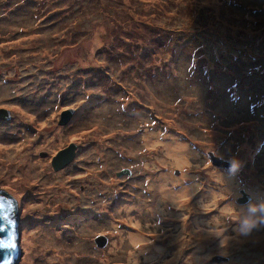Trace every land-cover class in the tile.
<instances>
[{
    "label": "rangeland",
    "instance_id": "obj_1",
    "mask_svg": "<svg viewBox=\"0 0 264 264\" xmlns=\"http://www.w3.org/2000/svg\"><path fill=\"white\" fill-rule=\"evenodd\" d=\"M249 42L264 44V0H0V146L26 156L1 160L13 170L37 165L23 185L19 170L0 164V192L18 213L16 264H59L49 248L23 245L33 233L53 243L60 234L57 247L74 264H106L93 261L103 253L125 264L132 228L157 235L141 243L165 245L163 257L129 264H264V225L250 237L263 239L257 246L235 237L236 207L264 199V57L254 68L243 61L257 56ZM147 133L158 142L145 144ZM172 140L188 144L186 165L159 161ZM233 158L235 172L224 166ZM91 169L109 186L89 184ZM165 172L176 179L170 190L190 191L152 219L149 185ZM61 179L66 192L54 199ZM176 240L189 244L175 248ZM254 247L263 248L258 259L234 257Z\"/></svg>",
    "mask_w": 264,
    "mask_h": 264
},
{
    "label": "bare ground",
    "instance_id": "obj_2",
    "mask_svg": "<svg viewBox=\"0 0 264 264\" xmlns=\"http://www.w3.org/2000/svg\"><path fill=\"white\" fill-rule=\"evenodd\" d=\"M93 41H99V40H93ZM70 65H73V63H70ZM88 92L92 93L90 91H88ZM52 130L56 131V128H54ZM53 134L54 133L52 131V132H49V133H43L42 136H43V139L46 140L47 138L52 137ZM157 136H158L157 133L156 134L147 133L144 136L146 138V140H147V142H145V144H148V142L152 143V144L155 143V142H158L157 141L158 140ZM60 137H59V139H60ZM187 145L188 144L185 141H177V140H172V141L166 143L165 144L166 147L163 148L164 155H161V157H159L161 159L159 161L162 162V163H167V164L171 163V164H177V165H181V166L186 165L187 162H188V159H189V155L192 154L189 151V149L187 148ZM128 151H132V150H128ZM10 155L11 154L9 152H7V148L5 149L2 146H0V164H2L3 166H4V164H3L4 160H1V158L5 157V156H7L8 158H13V159H17L18 158V159H21V160H24L26 158V156L24 157V155L20 156L18 154H14V156H11V157H10ZM153 163L155 165H158L159 162L157 160V162L153 161ZM37 164L40 167H42V165H43L42 163L41 164L37 163ZM15 165H16V163L15 164L13 163L12 166L10 165V167L9 166H4V167L10 168L9 172L19 170L21 172V175H23L21 184L24 185V184L28 183L27 181H29L32 178V171L37 168V165L36 166L35 165L34 166H30V168L27 171H26L25 167H23V166H17V169L13 170V167ZM97 167H100V165L99 166H94L93 165L94 169H97ZM92 170L93 169H91L90 172H92ZM100 173H101L100 170L96 171V172H92V174L88 175V177L92 178L93 180L89 181V182L87 181V182L89 184H92L94 182H98L99 184H102L103 186H109L107 183L99 182V181L96 180L97 178H99L98 175ZM35 175L38 176L39 173H37ZM24 176L25 177H29V178H27V181H25ZM218 176L223 178V180L226 183V186H228V189H231V187H233V185L235 186L236 183H234V180H231V178L229 176H227V175L226 176L225 175H218ZM183 178H184V175L181 176V179H183ZM251 178L253 179V176ZM62 181L63 180L61 179L59 181V183H58V181L55 182V183H58V186L55 187L56 190H57L56 191L57 194L54 197V199H61L62 200V197H64V196L60 195L62 192H66V190L63 189L60 186ZM175 181H176V179L173 177L172 173L165 172L164 175H159L157 182H155V184H156L155 186H152V184L149 185L150 188H152L154 190V192L156 193L155 195L152 194V196L150 197L151 201L148 202L149 203L148 205L151 208V209H149V210H151L149 216L152 219H161L164 215L171 214V212H173V210H174V209L170 208V204H173L172 201L176 200V199H179L180 196H183L186 193V190L190 191V189H188V188H186V189L183 188V189H181V191L170 190L171 188L167 187L168 186L167 182L173 183ZM252 184L254 185V183H252ZM113 186H115V185H113ZM221 194H225V191L219 190L217 192H212L211 194H209V199H211L214 202H217L216 198L219 195H221ZM230 206H231V204L228 203L227 205L223 206V210H225V211L229 210L231 208ZM88 208H91V206H88ZM223 210L220 213L221 214L220 218H226V213ZM126 215H127V217H129V215H130L129 211L126 213ZM220 218H219V216L216 217V219H213V222L217 221L219 223L218 219H220ZM125 220H128V219L125 218ZM114 229H117V231H118V228H116L115 226H114ZM132 230H135V229L132 228L130 233L126 234V236H127L126 239L128 240V242H130V244L128 243L127 252L126 253L123 252L124 259H125V261L127 260V262H125V264H129L131 261L137 260L138 257L139 258L143 257V259H145V260H151L153 258H158V256L159 257H161V256L163 257L162 252H163V248H164L165 244L160 243L161 245H157L156 241L147 242V243L146 242L141 243V242H143L144 238H146V239L147 238H156L157 235L156 236L153 235L151 237H149V236L144 237V235H142V233H140L138 231L135 232V231H132ZM59 235L56 234L53 237L54 239H56V240H53V241H56L55 243H53V242H51L52 239H50L51 237L49 236L48 233L40 234L39 235L40 240L33 233V234L28 235L27 238L23 236L24 237L22 239L23 240V245L28 248V247H33V245H35L36 243H39V246L37 245L36 248H38V247H40V248L41 247L49 248L48 251L51 252L52 254H54L53 258L57 259V261H58L57 263H59V264H74V263L70 262L71 260H70L69 255L67 254L68 251L65 250V247L64 248L63 247H59V248L57 247V246H59V244L57 243L58 240H59V238H58ZM121 235L122 234L119 233V231H118L113 236L114 237H120L119 241L122 242L124 238H122ZM239 235H241V234L237 233L235 237H237ZM253 235H255V234L251 233L248 236L241 235L242 236L241 238L250 240V237H254ZM203 236H204V233H201L200 237H203ZM259 241H263V239H260V237H257V238L255 237V238L252 239L251 243L254 244L253 246H257L258 245L257 242H259ZM176 242H177V244L175 243V245H174L175 248H177L178 246H180L182 244H184V245L189 244V242H187V241H182L181 242V240H176ZM200 243H197L198 248H203V246ZM237 244H239V246H242V244H240V243H237ZM136 245H139V247H136ZM136 248H137V251H138L139 254L134 255ZM33 249H34V247H33ZM226 249L233 250V249L230 248V246H227ZM234 250H236V249L234 248ZM261 250H263V248L254 247V248L249 249L248 251H246V252H250V253H248V255H245V252L243 250L236 251V252H233V253H235L234 257H236V258L239 257L240 261H242V262L243 261L250 262V261L258 259V253H260ZM213 251H214L213 249H209L208 252H213ZM108 255H110V253L99 254V255L96 256V258L93 261L101 262L103 260V261L106 262V264H110L111 261L109 259H107V257H109ZM253 255H255V256H253ZM112 256H117L119 258L122 257V256H120V255H118L116 253H113ZM175 256H178V253L175 254ZM175 256H173V258H175ZM30 259H28L26 264H30L29 263ZM49 259L52 260V258H49ZM44 260L47 261L48 259L44 258ZM173 262L174 261H169V262H166L164 264H173Z\"/></svg>",
    "mask_w": 264,
    "mask_h": 264
},
{
    "label": "water",
    "instance_id": "obj_3",
    "mask_svg": "<svg viewBox=\"0 0 264 264\" xmlns=\"http://www.w3.org/2000/svg\"><path fill=\"white\" fill-rule=\"evenodd\" d=\"M0 110L4 111V109H0ZM73 147H74V145H71V148H69V149L64 148V149L60 150V152L58 153V156L60 154H65V151L68 152L69 150H71L73 152V149H72ZM72 152H70L71 153L70 156L72 155ZM209 156L211 158H213L210 153H209ZM72 157H73V155H72ZM68 160L69 159L67 158V160L64 163H67ZM57 164H58L57 159H54L53 160V165H52V166H54V169H57L56 166H55ZM224 166H229V163L225 164ZM121 173L129 174L130 171L128 169H125L122 172H120V174ZM9 201H11V206L10 207L8 206V202ZM0 202H2L3 205L6 207L7 214L9 216L10 215L9 212L11 211V213H12V210L14 211V208H15V204L11 200V197L6 195V194L0 193ZM0 214H2V212H0ZM0 223L5 225V232L0 233V241L8 243V244H13L14 243L13 241H17L18 235H17V232H16V230L14 228V223L12 221H10V216H9L8 220H0ZM98 237H100V239L103 241L102 242L103 244L106 243V239H107L106 237H103V236H98ZM100 239H95V243L99 247H100V244H99V240ZM15 248H3V247H0V264H4V260L5 259L10 261V258L15 256V254H16ZM16 262L17 261L14 260V261H12V264H16Z\"/></svg>",
    "mask_w": 264,
    "mask_h": 264
},
{
    "label": "clouds",
    "instance_id": "obj_4",
    "mask_svg": "<svg viewBox=\"0 0 264 264\" xmlns=\"http://www.w3.org/2000/svg\"><path fill=\"white\" fill-rule=\"evenodd\" d=\"M230 170L235 172L240 167V161L233 158L229 162ZM236 231L243 235H250L253 230L264 225V199L258 202L250 201L246 206L236 207Z\"/></svg>",
    "mask_w": 264,
    "mask_h": 264
},
{
    "label": "trees",
    "instance_id": "obj_5",
    "mask_svg": "<svg viewBox=\"0 0 264 264\" xmlns=\"http://www.w3.org/2000/svg\"><path fill=\"white\" fill-rule=\"evenodd\" d=\"M202 36H204V35H202ZM199 38V36H196L194 39H195V41H196V39H198ZM257 40V39H256ZM250 44L248 45V44H246V46L248 45V46H253L252 47V49L253 48H255V50H256V52H257V56L253 59H242L243 61H245L246 63H251V61H252V66H253V68L258 64V62L259 61H261V59L264 57L263 55H264V51H261V50H263V47L262 46H264V44L263 43H260V42H258V44L259 45H257V43H251V42H249ZM244 44V45H245ZM255 52V53H256ZM258 53H261L262 55L260 56V55H258ZM259 57V58H258ZM120 58V57H119ZM261 58V59H260ZM197 71H195V73H196ZM207 75V74H206ZM253 75H255V74H253ZM263 76H264V74H263ZM249 77H251V76H249ZM199 79H202V77H200L199 76ZM234 86H236V87H238L237 86V84H235V85H233V87ZM248 87V86H247ZM241 91V90H240ZM239 90H238V96L241 94V92H240ZM235 92V91H234ZM244 95H246L245 93H244ZM225 100H227L228 99V95H225ZM242 108H243V106H242ZM242 108H240V110H239V113H240V115L241 114H243V116H247V112L246 111H244V110H247L246 109V107H244L243 109ZM239 115V114H238ZM155 117V116H154ZM242 117V116H241ZM0 193H3V192H0ZM6 194V193H5ZM7 195V194H6ZM16 215H18V213H17V209L16 208H14V211L12 210V213L9 215L10 216V221H12L13 223H14V228H15V230L17 231V220H18V217L16 216ZM13 241V240H12ZM15 244H17L16 242L17 241H13ZM16 255H18V252L16 251ZM14 260H16V257L14 256V257H12V258H10V261H9V264H12V261H14Z\"/></svg>",
    "mask_w": 264,
    "mask_h": 264
},
{
    "label": "snow or ice",
    "instance_id": "obj_6",
    "mask_svg": "<svg viewBox=\"0 0 264 264\" xmlns=\"http://www.w3.org/2000/svg\"><path fill=\"white\" fill-rule=\"evenodd\" d=\"M65 112H73L74 113V108L73 109H65ZM75 137H73V142H75ZM8 206H11V201L8 202ZM0 212H2V214H0V220H8L9 216L7 214V209L6 207L3 205L2 202H0ZM5 232V225L0 223V233ZM17 245L15 243L13 244H8L5 242L0 241V247L3 248H15ZM136 247H139V245H136ZM4 264H9V261L7 259L4 260Z\"/></svg>",
    "mask_w": 264,
    "mask_h": 264
}]
</instances>
